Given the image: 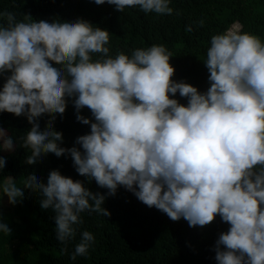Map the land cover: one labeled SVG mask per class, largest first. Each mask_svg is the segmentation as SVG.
I'll return each mask as SVG.
<instances>
[{"label":"clouds","instance_id":"1","mask_svg":"<svg viewBox=\"0 0 264 264\" xmlns=\"http://www.w3.org/2000/svg\"><path fill=\"white\" fill-rule=\"evenodd\" d=\"M94 2L121 12L136 6L160 15L174 11L172 0ZM0 15L7 17L0 24V112L27 113L34 122L25 140L34 150L28 162L68 154L78 174L108 190L93 192L54 169L46 183L33 171L27 187L8 176L0 185L4 195L19 202L29 188L38 189L42 209L55 213L56 239L66 244L82 212L111 215L104 202L123 186L192 227L219 215L229 228L215 242L217 264H264V40L238 24L212 35L203 60L210 86L201 92L173 79L172 54L164 45L112 55L110 32L83 18ZM177 93L187 104L174 98ZM68 98H74L76 119L90 125L75 141L80 147H62L63 133L41 120L45 113L63 114ZM85 107L94 121L81 114ZM14 148L0 128V150ZM6 160L0 156V170ZM0 230L14 231L2 215ZM94 241L92 232L82 231L71 258L86 255Z\"/></svg>","mask_w":264,"mask_h":264},{"label":"trees","instance_id":"2","mask_svg":"<svg viewBox=\"0 0 264 264\" xmlns=\"http://www.w3.org/2000/svg\"><path fill=\"white\" fill-rule=\"evenodd\" d=\"M170 6L174 9L171 15H160L145 13L139 6L126 7L121 12L114 5L107 2L98 5L94 0H0V13L12 12L17 20L27 21L83 18L110 32L112 55L153 44L164 45L172 54L173 79L185 80L201 92L210 86V73L203 60L212 35L238 24L243 31L264 40V0H172ZM6 23L7 17L0 15V24ZM3 83L4 77L0 76V87ZM174 98L187 104V98L179 93ZM73 99L68 98L63 114L49 112L41 117L44 128L51 123L63 133L61 146L68 148L80 147L75 144L77 137L90 132V125L76 119ZM81 114L94 121L87 107ZM33 127L27 113L16 116L0 112V128L6 130L15 144L11 152L0 150V156L7 158L5 168L0 170V185L8 176H14L27 187L33 171H38L46 183L50 171L59 169L62 175L82 180L91 191L107 193L94 178L89 181L78 174L68 154L57 157L48 153L37 164L29 163L27 157L34 150L25 140ZM2 195L0 189V215L14 225V231L0 230V264H217L215 242L229 228L219 215L205 226H189L183 217L172 220L120 186L114 196H107L103 205L111 215L82 212V223L76 226L75 237L64 244L56 239L55 213L42 209L38 189L29 188L28 194L15 203L16 217H7L3 212ZM84 230L92 232L95 241L86 255L72 259Z\"/></svg>","mask_w":264,"mask_h":264},{"label":"rangeland","instance_id":"3","mask_svg":"<svg viewBox=\"0 0 264 264\" xmlns=\"http://www.w3.org/2000/svg\"><path fill=\"white\" fill-rule=\"evenodd\" d=\"M15 203L16 201L12 199L11 194L2 195L3 212L6 214L7 217L17 216V210L15 209Z\"/></svg>","mask_w":264,"mask_h":264}]
</instances>
